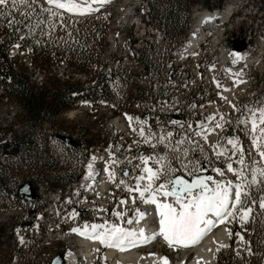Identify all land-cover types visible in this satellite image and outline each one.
I'll return each instance as SVG.
<instances>
[{"label": "rangeland", "instance_id": "1", "mask_svg": "<svg viewBox=\"0 0 264 264\" xmlns=\"http://www.w3.org/2000/svg\"><path fill=\"white\" fill-rule=\"evenodd\" d=\"M24 1L31 4L41 3L40 0ZM230 1L232 0L226 3ZM233 1L236 7H240L241 10L235 15L237 19L234 18V15L230 16L224 24L220 25L219 37L220 33L222 35L219 44L214 47L209 39L203 42L197 51L187 59L172 54L173 50L185 37L182 40L176 39L175 47L170 50L168 45L161 44L159 37L152 33V29L154 30L153 25L151 29L148 23L143 21V16L144 20H147L144 14L145 0H116L110 8L101 9L95 16H92L111 22L107 31L105 57L121 55L123 59L120 66L131 73L127 84L122 85L120 80L115 82L116 88H125V92L130 91L132 93L133 99H131L129 108L130 116H110L111 107L108 105L92 108L83 104L64 112L56 121L44 124L43 129L51 133H63L62 131L66 129L70 132L68 129H73L74 133L78 131L82 134L84 132L88 138L95 141H99V136L105 132V129L112 133L111 135L116 141L102 149L98 148L96 142L89 149L87 160L88 162L93 156L103 159L101 169L104 167V171L109 176L107 191L103 194L104 197H100L101 203L104 201V204L93 205L94 200H90L91 198L86 203L88 193L79 189L82 185L81 181L78 180L70 192L60 195V201L57 203L60 212L57 213V216H54L55 222L51 225V228L47 225H44V228L39 225L41 229L45 230L43 235L40 234L34 238V244H31L30 241L20 244L15 237L9 239L6 244L0 247V262L3 264H43L50 255L61 248L66 255L69 251L81 250L83 246L78 241L79 235L75 233L74 235L71 231L73 229L70 228L73 222L70 216L76 215L78 211L79 214L88 213L92 217L101 214V217L95 218H100L98 221L103 225L106 222L103 218L107 215L110 206L112 211L111 213L108 212V215L109 219H112L116 209L124 201H128L126 192L130 190V186L134 185L137 178L139 181V175L145 167V154L149 150L152 151L149 154L152 160L151 168L157 169L156 175L160 174V180L165 183L169 182L170 185L174 175L181 174L191 178L192 175L203 172L202 168L212 169V173L213 170L216 174L221 173L222 178L223 175L227 176L226 179L229 183L239 181L244 184L246 181L250 186L264 183V126L260 124L257 128H251L245 124L247 114L255 111V107H244V103L248 102V97L258 91V86L263 88L264 84V0ZM196 10L199 11L200 9L197 7L191 9V23L193 13ZM250 36L247 49L251 52V57H256V61L250 67L249 76H246V78H243L242 75L229 76L223 70L224 68L219 65L220 53L224 50L228 52L227 46L232 49L231 42L236 37L246 38ZM131 37L136 38L137 45L144 46L148 51L158 50L159 47L160 56H163V58L166 55L170 56L166 68L163 70L161 81L157 82L155 79H151L150 75L144 73L134 50L130 46ZM234 51L232 49L231 54ZM12 54H21L20 56L27 66L30 65L28 54H22V50H19L16 46L12 48ZM197 56L202 58L199 64L196 65L195 59ZM112 61L116 62V58L113 57ZM65 64L66 61L58 59L53 64L54 72L62 76L72 73L71 69L66 67ZM214 72L215 76L212 78ZM41 74L36 71V78L39 79ZM150 82L154 90H157V87L161 84L164 94L168 96L167 100L158 99L154 104L155 109L170 111L173 107H182L191 111L194 108H204L207 109V112L210 111L207 121L196 123L195 126L191 125L190 122L176 121L178 130L174 132L173 127L168 129L160 122L151 123L148 118L141 119L140 116L137 117L138 113L146 109V104L135 98L136 93L148 87ZM262 93H264V89H262ZM263 105L257 104L259 107ZM16 109L12 102L1 104L0 122H9ZM219 109L221 113L218 111ZM237 110L244 115L240 117L239 111L236 114ZM106 117H108L107 120ZM173 121V117H170L168 123L171 124ZM192 128L197 130L196 135L190 132ZM225 131L230 132V134H226ZM49 143L59 150L64 148L61 141L57 139L53 138V140H49ZM146 146L149 148H146ZM186 148L190 150L189 153H187ZM73 163L71 167L77 168L76 162ZM86 163L81 165V177L85 172ZM229 165H231V168H229ZM66 166L65 163L62 164L63 168ZM125 171H127V175H125ZM14 172L13 179L18 178V180L24 175L32 173L31 170L27 169L15 170ZM206 172L209 173L210 171L206 170ZM219 185L221 186V184ZM216 188L222 189L221 187ZM224 190L225 188H223V193ZM49 191L48 185H43V196L36 202V213L31 214L30 218L28 205H24L17 200L12 201L11 198L0 199V203H2V205L0 204V215L4 217L6 227H12L16 221L21 223V219L25 218L21 224L29 220V226L25 228L22 225L21 228L23 232L31 229L32 233V229H35L37 223H39L37 219H39L40 214L50 204L51 192ZM199 192L185 198L192 199ZM122 193L125 194V200L119 198ZM95 199L99 200L98 198ZM246 201V198H243L240 192L236 204L226 216L224 226H217L215 229L218 231L221 227H225L228 230V239L220 248L231 245L237 256H245L251 252L247 239L242 234L251 221L253 214L251 206L244 205ZM192 203H194V207L191 210L188 209V206L192 204L187 206L186 201L183 200H177L172 205L165 204L179 216L178 222L183 221L185 223L183 228H179L180 238L192 237L197 232L195 226L199 216L198 203ZM139 206L133 207L129 215L134 217L135 210ZM2 207L3 209H1ZM145 207L139 208L145 211ZM260 207H264V199L260 200ZM95 218L78 221L77 224L80 227L87 226L97 220ZM105 224L107 226V223ZM58 230L59 233H57ZM48 236L52 238L51 243L48 242ZM106 251L107 247L105 245L98 244L92 264H130L119 262L116 257L106 261L104 259ZM139 252L143 255L159 252L162 258L170 260L173 264H188L195 254L190 248H182L164 242L159 236L155 241L152 240L150 244L140 246ZM185 254L188 256L182 260Z\"/></svg>", "mask_w": 264, "mask_h": 264}, {"label": "trees", "instance_id": "2", "mask_svg": "<svg viewBox=\"0 0 264 264\" xmlns=\"http://www.w3.org/2000/svg\"><path fill=\"white\" fill-rule=\"evenodd\" d=\"M227 1L148 0V22L160 30L161 44L172 50L176 39L187 35L191 9L221 10ZM40 2L4 0L0 3V106L12 102L17 108L9 122H0V199L16 192L12 179L14 171L20 169L32 173L24 175L19 184L28 181L36 187L45 182L51 188L59 187L63 193L70 191L80 178L81 165L87 161L89 149L96 142L102 149L116 139L106 129L99 141H95L84 132L80 134L66 129L62 131L65 134L51 133L43 129V125L83 104L92 108L108 105L111 107L110 116L122 115L130 111L133 99L130 91L115 88L117 79L127 84L131 75L120 66L123 57H105L104 54L108 21L92 16H69ZM142 19L147 22L144 16ZM134 40L130 38V46L144 73L157 82L161 81L170 56H160L159 47L153 51L136 48ZM17 42L18 49L28 54L30 66L20 55L11 53ZM113 57L116 62L112 61ZM58 59L66 61L65 65L72 73L62 76L54 72L53 64ZM36 71L42 73L39 79L35 76ZM162 97H167L162 85L154 90L150 82L148 87L136 93L135 98L146 104V109L139 115L148 116L151 123L157 121L167 126L169 118L176 113L155 109L154 104ZM178 112H181L177 114L179 118L188 114L183 108ZM60 134L71 137L72 141L65 143L56 137ZM53 138L61 141L62 150L51 146L49 140ZM73 162L77 168L71 167ZM64 163L65 168L62 167ZM241 192L247 200L244 205L253 209L251 221L242 232L251 252L237 256L231 245L222 247L213 264H264V207H260V200L264 199V183L250 186L245 181ZM79 217L88 219L91 216L80 213ZM11 238V226L7 228L4 220L1 221L0 247Z\"/></svg>", "mask_w": 264, "mask_h": 264}, {"label": "bare ground", "instance_id": "3", "mask_svg": "<svg viewBox=\"0 0 264 264\" xmlns=\"http://www.w3.org/2000/svg\"><path fill=\"white\" fill-rule=\"evenodd\" d=\"M46 1L74 11L87 12L94 9L95 6L92 5L95 4V1L92 0ZM234 5L235 2L232 0L226 3L221 10H196L193 13L192 23L187 35L173 50L172 54L185 59L192 56L201 44L209 39L212 42V46L219 44V42L216 44L219 27L230 16L235 8ZM15 46L17 47L18 44ZM251 56L252 54L247 47L240 51H234L232 54L224 50L220 53L219 65L234 75L247 62L249 63ZM253 113L252 118L246 124L251 128H257L264 117V105L259 107L257 112L253 111ZM200 122V120L196 121L197 124ZM96 161H99L97 157L89 159L80 181L84 192H94V195L102 197L108 186V177L104 173L101 174L100 170L98 172L94 167ZM153 174L154 171L146 168L139 176L138 184L143 185L146 178ZM220 190V188L212 187L208 191H200L192 199H183V201H186L187 206L191 205L192 202L198 203L199 216L195 226L197 232L192 237L180 238L178 227L179 216L166 206L167 204H160L158 206H148L147 204L141 216H134L132 218L131 223L133 228L126 240H120V236L115 235L110 230L104 229L98 220L90 221L91 223L88 222L87 226L75 228L74 231L79 235L78 241L82 244L83 248L78 251H69L66 255V264H92L98 244L107 247L104 255L106 261L116 257L117 261L130 264H173L170 260L162 258L159 252H152L146 255L139 252L140 246L150 244L157 236L164 240V242L170 241L169 243L172 245L193 250L195 254L188 264H212L217 251L227 241L229 235L225 227H221L218 231L215 229L217 226H224L223 223L226 216L231 206L237 200V193L230 186L225 188L224 193H221ZM37 221L39 222L37 223V227L32 229L34 238L40 234L43 235V231L45 230L43 229L44 225H47V227L49 225L44 218V212L40 214ZM39 225H42L43 228L41 229Z\"/></svg>", "mask_w": 264, "mask_h": 264}, {"label": "water", "instance_id": "4", "mask_svg": "<svg viewBox=\"0 0 264 264\" xmlns=\"http://www.w3.org/2000/svg\"><path fill=\"white\" fill-rule=\"evenodd\" d=\"M246 47V42L244 38H236L233 41V48L235 50H243ZM59 139L65 143H70L71 137L66 135H56ZM125 171V175H127ZM212 178L210 173L202 175H194L190 179L176 174L172 178V184L170 186V192L176 196L182 197L186 193L195 192L201 188L209 189L210 185L208 180ZM18 196L27 201H34L37 198V192L28 181L23 182L18 188ZM216 258V256H215ZM65 263V254L63 252H58L55 254L52 259L47 264H64Z\"/></svg>", "mask_w": 264, "mask_h": 264}, {"label": "built area", "instance_id": "5", "mask_svg": "<svg viewBox=\"0 0 264 264\" xmlns=\"http://www.w3.org/2000/svg\"><path fill=\"white\" fill-rule=\"evenodd\" d=\"M148 0H145V8H144V14L146 15V17H147V23H148V25L151 27V29L153 28L152 27V25H150V23L148 22V20H149V17H148V12H149V6H148V2H147ZM234 18H235V16H234ZM235 19H237V18H235ZM152 33L153 34H156L158 37H159V39H160V30H158L157 28H155L154 27V30L152 29ZM134 38V37H133ZM236 38H244L245 40H246V42L248 43V41L250 40V38H251V36L250 37H236ZM235 38V39H236ZM135 40H134V42H133V44L135 45V47L136 48H139V47H143V46H140V45H137V43H138V41H136V38H134ZM234 39V40H235ZM233 41V40H232ZM137 42V43H136ZM232 43V42H231ZM16 44H19L18 42L16 43ZM247 46H248V44H247ZM227 51L229 52V53H231L232 52V49H231V47H229V46H227ZM11 53H12V49H11ZM26 52H24L23 50H22V54H25ZM21 55V54H20ZM196 64V63H195ZM214 67V66H213ZM216 71V70H215ZM210 72H211V69H210ZM209 72V73H210ZM214 76H215V72H214V74L212 75V78H214ZM262 89H264V84H263V88ZM159 100L160 99H165V100H167L168 98L166 97V98H158ZM157 99V100H158ZM215 108H217L216 106H215ZM194 110V114H198V113H202V112H207V109H199V108H194L193 109ZM220 113H221V111H220V109L218 110ZM216 125V124H215ZM214 126V125H213ZM8 138H9V135H8ZM12 184H13V187L15 188V191H17V188H18V186H19V180H18V178H14V179H12ZM43 185H47V183H45V182H41L40 184H39V192L41 193V194H43V192H42V189H43ZM163 185V184H162ZM164 185H168V183H164ZM8 198H11L12 199V201H14V200H17L18 202H20V203H22V204H26V205H28L29 206V211H30V214H29V218H30V215L31 214H35L36 213V210H37V208H35V206H36V203L35 202H30V203H28V202H26V201H24L23 199H20L19 197H18V195H17V193L15 192V193H13V194H11ZM118 208H120V206L118 207ZM117 208V209H118ZM3 219H4V217L3 216H1L0 215V222L1 221H3ZM23 220H25V218H22L21 219V223L23 222ZM21 223H17V224H15L14 226H13V228H12V236H13V238L15 237L16 238V240L20 243V244H22V243H24V242H28V241H30L31 242V244H34V237H33V233H31V229H29V230H25L24 232H23V230H22V225L25 227V228H27L28 226H29V220L28 221H26V222H24L23 224H21ZM57 233H59V231H57ZM51 235V234H50ZM51 238V237H50ZM49 238V236H48V242L49 243H51V240H52V238L50 239ZM50 239V240H49ZM47 242V243H48Z\"/></svg>", "mask_w": 264, "mask_h": 264}, {"label": "flooded vegetation", "instance_id": "6", "mask_svg": "<svg viewBox=\"0 0 264 264\" xmlns=\"http://www.w3.org/2000/svg\"><path fill=\"white\" fill-rule=\"evenodd\" d=\"M35 189H37L38 188V185L36 186V187H34ZM62 252L63 251V249L61 248V249H59L57 252ZM51 258V257H50ZM49 259V258H48ZM45 262H47V259L43 262V264H45Z\"/></svg>", "mask_w": 264, "mask_h": 264}]
</instances>
